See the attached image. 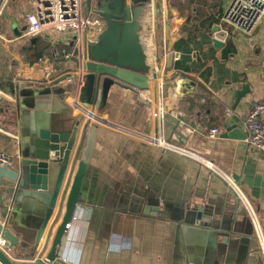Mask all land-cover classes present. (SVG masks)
I'll return each mask as SVG.
<instances>
[{
    "label": "crops",
    "instance_id": "crops-1",
    "mask_svg": "<svg viewBox=\"0 0 264 264\" xmlns=\"http://www.w3.org/2000/svg\"><path fill=\"white\" fill-rule=\"evenodd\" d=\"M37 1L10 0L0 19V151L20 154V142L6 132L20 134V122L38 118L78 124L77 158L66 176L61 213L59 197L37 248L36 232L24 239L13 231L20 239L10 258L17 264L45 260L93 142L77 218L60 254L66 263L264 264V154L245 141L247 115L264 100V21L249 34L222 21L231 0H150L139 18V34L157 77L150 74L144 90L113 84L87 104L82 94L90 30L47 26L40 35L27 37ZM95 5L94 0L91 8ZM83 8L88 15V0ZM74 48L70 60L51 53ZM75 74L79 79L72 92L67 88ZM63 76L67 78L59 81ZM46 87L66 92L60 94L58 88L39 94ZM244 87L248 90L234 108ZM24 90L35 95H23ZM91 108L99 120L87 118ZM233 116L239 122L228 131L227 119ZM213 128L220 130L216 137L209 135ZM153 138L180 145L196 157L156 145ZM208 161L231 177L249 208ZM199 213L206 235L188 223ZM5 215L0 209V220Z\"/></svg>",
    "mask_w": 264,
    "mask_h": 264
},
{
    "label": "water",
    "instance_id": "water-1",
    "mask_svg": "<svg viewBox=\"0 0 264 264\" xmlns=\"http://www.w3.org/2000/svg\"><path fill=\"white\" fill-rule=\"evenodd\" d=\"M93 1L88 0V7H92ZM95 1V11L104 20L105 28L95 41L86 42L84 57L88 61L84 63L87 73L84 76L86 87L82 98L87 104L95 101L99 93L106 94L113 84L144 90L149 88L150 74L153 78L157 77V72L151 71L147 63L139 34L141 29L139 18L150 0H131V4H128L127 0ZM216 43L219 44L220 41L216 40ZM67 76L61 77L59 81H63ZM73 76L75 77L73 86L69 87L70 89L67 88L72 92L79 79L77 74ZM58 88L60 94H65L64 87H46L39 91V94H50ZM247 90V87H244L237 92L234 108ZM21 93L28 96L35 95L25 90ZM157 95L155 86L156 100ZM34 103L28 105L35 106ZM233 119L235 123L232 122ZM238 122V116L228 118L227 124L230 125L227 130L236 128ZM78 130L77 123L67 126L56 120L42 121L37 118L26 124L20 122L21 152L11 157L10 164H0V209L6 212L3 220H0V234L11 247H14L20 239L13 231L24 239H28L31 233L36 232L33 247H38L49 220L54 214L59 197L58 215L61 213L66 192V176L77 158ZM156 134H158V127ZM92 149L93 142L88 145L84 159L77 170L65 212L53 237L50 251L45 260L40 257L35 264H68L60 257V254H62L64 239L69 232L67 224L71 221L80 202L82 182L89 166ZM8 199H11L10 204L7 202ZM202 220L203 215L199 213L196 220L188 221V223L198 230L201 229L202 231H199L206 235L207 229L202 224ZM212 235L211 233L210 236ZM0 260L4 264H17L1 249Z\"/></svg>",
    "mask_w": 264,
    "mask_h": 264
},
{
    "label": "built area",
    "instance_id": "built-area-1",
    "mask_svg": "<svg viewBox=\"0 0 264 264\" xmlns=\"http://www.w3.org/2000/svg\"><path fill=\"white\" fill-rule=\"evenodd\" d=\"M9 1L10 0H1L0 19L3 16L4 10ZM83 1L84 0H38L36 13L28 20L29 22L25 30V35L30 38L36 37L40 35L47 26L57 28L61 31L77 32H81L85 27H88L90 32L86 37V40L95 41L103 31L105 23L99 18L100 16L93 8L89 9L90 12L86 15L83 8ZM222 21L234 29H239L250 34L256 29L261 21H264V0H231L225 13L222 15ZM78 43L79 39H77L75 45L77 46ZM76 50L77 48H74L71 52L61 53L57 49H52L51 53L56 59L70 60L71 57L75 55ZM2 94L3 91L0 88V97ZM86 116L90 121L99 120L98 114L92 108L87 110ZM246 124L249 131V134L245 139L247 146L264 154V100L253 104L247 115ZM219 132V128H213L209 131V135L211 137H216ZM6 133L19 142L20 135L18 133ZM151 141L156 145H163V147L177 153L196 157L194 152L177 144H168L161 138H153ZM12 156L13 155L0 151V164H10ZM207 165L217 173L224 175L225 179L233 188H235L240 198L244 201L245 206L249 208V202L246 200L237 184L233 182L231 177L224 174L211 161H208ZM76 218L77 216L74 214L71 221L67 224L69 231ZM0 249L7 255L12 251L9 242L4 239L1 234ZM0 264L4 263L0 260Z\"/></svg>",
    "mask_w": 264,
    "mask_h": 264
},
{
    "label": "rangeland",
    "instance_id": "rangeland-1",
    "mask_svg": "<svg viewBox=\"0 0 264 264\" xmlns=\"http://www.w3.org/2000/svg\"><path fill=\"white\" fill-rule=\"evenodd\" d=\"M20 135V140H19V142H20V144H22V136H21V134H19Z\"/></svg>",
    "mask_w": 264,
    "mask_h": 264
},
{
    "label": "bare ground",
    "instance_id": "bare-ground-1",
    "mask_svg": "<svg viewBox=\"0 0 264 264\" xmlns=\"http://www.w3.org/2000/svg\"><path fill=\"white\" fill-rule=\"evenodd\" d=\"M182 86L184 87V86H190V85H188V84H186V83H183V85H182Z\"/></svg>",
    "mask_w": 264,
    "mask_h": 264
}]
</instances>
